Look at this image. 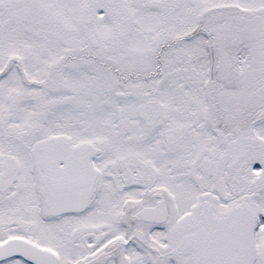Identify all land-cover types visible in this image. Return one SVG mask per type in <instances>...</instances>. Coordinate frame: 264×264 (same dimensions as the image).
I'll return each mask as SVG.
<instances>
[{
  "label": "snow or ice",
  "instance_id": "obj_1",
  "mask_svg": "<svg viewBox=\"0 0 264 264\" xmlns=\"http://www.w3.org/2000/svg\"><path fill=\"white\" fill-rule=\"evenodd\" d=\"M0 264H264V0H0Z\"/></svg>",
  "mask_w": 264,
  "mask_h": 264
}]
</instances>
